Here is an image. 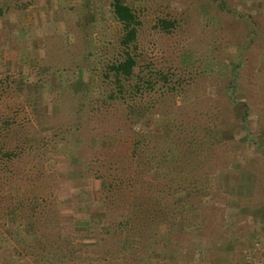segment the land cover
Segmentation results:
<instances>
[{"label":"trees","instance_id":"1","mask_svg":"<svg viewBox=\"0 0 264 264\" xmlns=\"http://www.w3.org/2000/svg\"><path fill=\"white\" fill-rule=\"evenodd\" d=\"M202 1L241 25L244 40L231 59L236 60L232 73L222 79L221 105L238 121L241 149L247 145L264 161V111L255 108L241 79V57L264 41V21L230 0ZM29 4H0V18L13 9L24 11ZM83 5L89 10L88 0ZM107 6L120 32L111 43L112 56L90 65L102 95H90V84L81 74L68 114L49 137L34 123L19 94L23 77L0 73V230L10 229L14 237L17 229L25 232L28 246L22 249L35 255L36 263L155 264L154 256L166 253L170 245H184L192 229L204 231L200 224L219 195L216 181L211 187L204 179L219 173L216 157L228 150V139L216 126L224 117L214 121L210 110L191 115L186 106L177 105L162 121L134 130L133 124L142 118L149 121L158 105H176L180 96L184 101L191 83L162 69L139 67L141 21L135 9L123 0H107ZM178 23L158 18L154 27L170 36L181 29ZM156 95L161 98L154 99ZM137 98L150 105L141 108ZM259 127L262 134L254 135ZM88 130L114 136L113 150L84 151L80 141ZM61 151L70 154L60 158ZM250 162L239 164V172L252 166ZM65 173L70 177L62 180ZM83 231L90 234V245L82 244Z\"/></svg>","mask_w":264,"mask_h":264},{"label":"rangeland","instance_id":"2","mask_svg":"<svg viewBox=\"0 0 264 264\" xmlns=\"http://www.w3.org/2000/svg\"><path fill=\"white\" fill-rule=\"evenodd\" d=\"M84 1L24 0L18 3V0H0L1 6L11 8L30 2L24 11L13 9L0 18V73L23 77L19 94L46 137L68 114L70 97L79 92L77 82L81 74L90 84L89 94L102 95V86L91 76V66L96 67L101 58L112 56L111 43L120 32L119 25L108 13L107 0H88L89 10L84 7ZM230 1L233 6L239 5L241 10L264 21V0ZM123 2L135 9L141 21L137 41L139 67L162 69L172 78L184 77L191 83V89L182 95L184 101L180 96L175 99L176 105L173 102L158 105L152 110L149 121L142 118L133 124L134 130L141 131L150 122L162 121L163 116L177 111L180 105L179 108L186 106L191 115L205 109L214 112L209 119L219 121V116L224 117V122L216 126L223 131L222 138L228 139V150L219 152L216 157L221 167L218 176L204 179L211 187L216 181L219 188L214 207L200 224L204 231L196 233L192 229L193 235L184 245L168 246L169 252L154 256L153 261L155 264H264V173L260 169L264 161L257 160L253 155L255 151H249L247 145L241 149L238 121L232 118L231 112L223 111L220 98L222 79L232 73V63L236 60L231 59L244 40L241 25L233 19L222 18L219 11L202 0ZM158 18L178 19L181 29L170 36L161 33L154 27ZM241 62L242 88L253 96L255 108L264 111V41L244 53ZM44 83V88L39 87ZM42 88L45 92L40 93ZM160 98L156 95L154 99ZM136 100L141 108L150 105L147 99ZM95 132L100 131H86L80 141L81 148L83 146L86 152L110 153L115 137H100ZM257 134H262L261 127L254 133ZM69 154L61 151L59 157ZM225 154L229 156L224 157ZM247 160L254 161L250 162L253 165L239 172V164ZM234 175L243 176L235 179ZM69 177L67 173L61 176L62 180ZM239 180L244 181L241 187ZM24 234L17 229L16 241L13 231L0 230V264L5 261L7 264H40L35 262V255L22 249L28 246ZM79 235L83 237V245L91 244L90 234L83 231Z\"/></svg>","mask_w":264,"mask_h":264},{"label":"crops","instance_id":"3","mask_svg":"<svg viewBox=\"0 0 264 264\" xmlns=\"http://www.w3.org/2000/svg\"><path fill=\"white\" fill-rule=\"evenodd\" d=\"M83 243V242H82ZM76 245V244H75ZM171 254H168L167 256H170Z\"/></svg>","mask_w":264,"mask_h":264}]
</instances>
